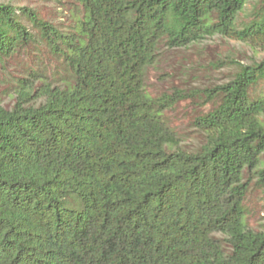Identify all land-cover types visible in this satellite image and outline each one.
Listing matches in <instances>:
<instances>
[{
  "label": "trees",
  "instance_id": "1",
  "mask_svg": "<svg viewBox=\"0 0 264 264\" xmlns=\"http://www.w3.org/2000/svg\"><path fill=\"white\" fill-rule=\"evenodd\" d=\"M73 3L66 28L0 3V62L53 60L0 105V264H264L244 209L252 180L264 197V56L202 91L194 145L163 118L180 94L145 90L162 47L264 51V0Z\"/></svg>",
  "mask_w": 264,
  "mask_h": 264
},
{
  "label": "rangeland",
  "instance_id": "2",
  "mask_svg": "<svg viewBox=\"0 0 264 264\" xmlns=\"http://www.w3.org/2000/svg\"><path fill=\"white\" fill-rule=\"evenodd\" d=\"M8 2L27 7L43 21L65 28L70 25L71 12L75 9L73 0H0V3ZM249 9L246 8L245 14ZM246 18L241 17L240 20ZM28 50L5 63L0 62V105L3 107L12 105L15 78L36 69L49 75L53 60L45 49L39 51L29 47ZM263 56L264 51L258 47L217 37L186 49L162 47L157 61L146 71L145 90L153 99L171 96L175 92L180 94L177 103L163 112V118L178 135L182 146L194 145L200 137L193 121L211 108L209 103H205L202 91L227 81L236 71V62L249 64L260 61ZM244 209L248 226L256 228L264 213V197L253 180L249 183Z\"/></svg>",
  "mask_w": 264,
  "mask_h": 264
}]
</instances>
